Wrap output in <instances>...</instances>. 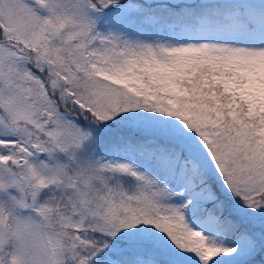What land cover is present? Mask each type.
<instances>
[{"label": "snow or ice", "instance_id": "6c2138e0", "mask_svg": "<svg viewBox=\"0 0 264 264\" xmlns=\"http://www.w3.org/2000/svg\"><path fill=\"white\" fill-rule=\"evenodd\" d=\"M0 264H264V0H0Z\"/></svg>", "mask_w": 264, "mask_h": 264}]
</instances>
